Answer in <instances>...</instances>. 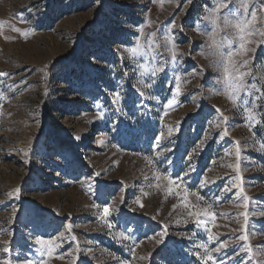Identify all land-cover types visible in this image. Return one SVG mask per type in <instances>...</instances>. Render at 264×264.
I'll return each instance as SVG.
<instances>
[{
    "label": "rangeland",
    "instance_id": "374dc122",
    "mask_svg": "<svg viewBox=\"0 0 264 264\" xmlns=\"http://www.w3.org/2000/svg\"><path fill=\"white\" fill-rule=\"evenodd\" d=\"M218 3L249 73L235 104L209 47ZM249 3L241 52L222 19L239 0H0V264H264V0Z\"/></svg>",
    "mask_w": 264,
    "mask_h": 264
},
{
    "label": "snow or ice",
    "instance_id": "6c2138e0",
    "mask_svg": "<svg viewBox=\"0 0 264 264\" xmlns=\"http://www.w3.org/2000/svg\"><path fill=\"white\" fill-rule=\"evenodd\" d=\"M228 6L224 3H218L214 6V8L209 12V15L205 17L206 20H209L213 26V31L210 34L209 38L211 40V44L209 45L210 49L212 50V55H214L217 60V67L223 68V86L225 95L228 97L229 100H231L234 104L237 101V99L240 96L241 92H247L248 86L244 83L245 77L249 75L247 72H243L239 70V67H237V62L234 59V56L237 54L233 48H234V38L231 36H228L225 34L221 38H217L218 30L220 29V20H221V13L225 8ZM251 4L249 3V0H239V7L234 10L230 11L227 15H224L222 17L223 19V25L224 28H231L234 30L235 38H237L241 43H239V50L241 52H247L249 49L246 48V44L250 41H247L245 39V36L252 35V26L254 24V21L256 20L257 13L255 11L251 12V18H249V10L251 8ZM15 31H20L19 29H14ZM199 30V29H198ZM207 34V33H204ZM155 35L154 33L152 34ZM156 42L152 39H149V44H155ZM170 45V47H169ZM164 46L168 48L169 54L171 56V60L173 63H175L177 56H176V47H175V40L171 36H167L165 38V44ZM160 45H156V48L158 49ZM143 48L142 43L138 40L137 44L127 49L130 55L137 56L141 53ZM150 51H155L154 49L150 48ZM156 55H159L158 52H156ZM155 59V56H154ZM248 61L244 60L243 65H247ZM140 67L143 69L144 72L151 71V75L155 77L158 73L165 70L166 63H161L158 65H153L151 68H149L147 65H140ZM0 75H4V73H0ZM176 81L179 82L181 77L179 75H176L175 77ZM219 83V81H218ZM145 87H150V85H145ZM254 87V86H253ZM179 89L177 88V92ZM256 91H260V89H256ZM117 99H119V94H114ZM264 95V93H262ZM247 103V102H246ZM255 107V105H253ZM246 112H250L249 109L245 108ZM253 116L250 112L249 119H252ZM218 126V125H217ZM159 139V138H158ZM264 147V145H262ZM237 155H239V150H237ZM148 159L147 157L145 158ZM148 163L151 164L152 161L148 160ZM109 214V209L107 207L104 208V215L107 216ZM190 215L192 213H189ZM207 215H212L211 213H206ZM109 227H112L111 224L108 225ZM121 235H123L121 233ZM126 238V237H125ZM247 237L242 236L240 239H246ZM38 243L42 245H49L48 248V254L51 255L52 248L51 244L52 241L50 240H43L38 238ZM159 243V241H157ZM203 247V245H202ZM226 247V245H221V248ZM219 250V249H218ZM5 252L8 251L7 248L4 249ZM249 252H251V249H249ZM206 260L213 261V264H215V261L213 260V256L211 253H209L206 257ZM28 264H33L32 261H29ZM43 264V262H41Z\"/></svg>",
    "mask_w": 264,
    "mask_h": 264
}]
</instances>
